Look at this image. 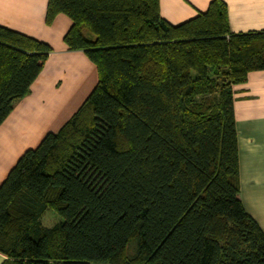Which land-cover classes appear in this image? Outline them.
<instances>
[{
	"label": "trees",
	"instance_id": "obj_1",
	"mask_svg": "<svg viewBox=\"0 0 264 264\" xmlns=\"http://www.w3.org/2000/svg\"><path fill=\"white\" fill-rule=\"evenodd\" d=\"M58 14L97 79L0 183L1 264H264L232 96L264 70V31L232 33L222 0L178 25L159 0H48L45 24ZM50 52L0 26V124ZM48 209L62 221L44 227Z\"/></svg>",
	"mask_w": 264,
	"mask_h": 264
},
{
	"label": "crops",
	"instance_id": "obj_2",
	"mask_svg": "<svg viewBox=\"0 0 264 264\" xmlns=\"http://www.w3.org/2000/svg\"><path fill=\"white\" fill-rule=\"evenodd\" d=\"M47 1L0 0L1 27L43 42L51 49L27 96L14 102L0 124V183L18 158L33 149L30 147L36 146L47 131L59 130L96 83L94 65L82 51L68 50L63 41L70 19L58 14L50 25L45 24ZM210 1L159 0V15L178 25L205 12ZM222 1L232 33L264 31V0ZM232 90L240 200L264 233V70L249 72L246 81ZM13 146L18 147L15 152L10 151ZM3 260L0 254V264Z\"/></svg>",
	"mask_w": 264,
	"mask_h": 264
},
{
	"label": "rangeland",
	"instance_id": "obj_3",
	"mask_svg": "<svg viewBox=\"0 0 264 264\" xmlns=\"http://www.w3.org/2000/svg\"><path fill=\"white\" fill-rule=\"evenodd\" d=\"M92 90V89H91ZM31 132V131H30ZM48 132H56V131H47V133ZM47 133H45V135L47 134ZM44 137V136H43ZM41 141V140H40ZM39 141V142H40ZM39 144V143H38ZM37 144V145H38ZM36 145V146H37ZM35 146V144L34 145H32V147H30V148H35L34 147ZM18 149V147H16V146H13L12 148H11V152H15L16 150ZM40 221H41V224L44 226V227H50V226H52L53 224H55V223H57V222H61L62 221V219H61V217L55 212V211H53V210H51V209H48V210H46L45 212H44V214L42 215V217H41V219H40ZM128 252H129V254H132L133 253V250L132 249H129L128 250Z\"/></svg>",
	"mask_w": 264,
	"mask_h": 264
}]
</instances>
